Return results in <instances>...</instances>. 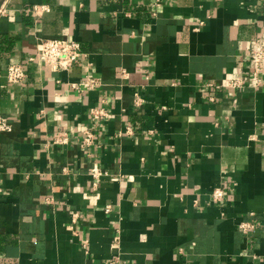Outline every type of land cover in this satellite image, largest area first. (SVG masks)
<instances>
[{
    "label": "crops",
    "instance_id": "crops-1",
    "mask_svg": "<svg viewBox=\"0 0 264 264\" xmlns=\"http://www.w3.org/2000/svg\"><path fill=\"white\" fill-rule=\"evenodd\" d=\"M6 1L0 264H264V80L236 99L207 85L240 74L264 0ZM64 37L81 42L82 61L28 62ZM12 63H27L22 83L8 82ZM87 74L101 85L80 94L72 83ZM96 106L109 115L93 120Z\"/></svg>",
    "mask_w": 264,
    "mask_h": 264
},
{
    "label": "built area",
    "instance_id": "built-area-1",
    "mask_svg": "<svg viewBox=\"0 0 264 264\" xmlns=\"http://www.w3.org/2000/svg\"><path fill=\"white\" fill-rule=\"evenodd\" d=\"M12 9L8 2L0 5V17L8 15ZM33 10L36 14L44 11H50L46 5L34 6ZM81 42L71 38H46L41 41L40 51L36 56L30 57L28 62H39L40 64L53 69V71H67L72 66L82 61L85 57ZM26 64L27 63H12L7 68L6 78L9 83L18 84L26 79ZM240 74L229 78L225 83L217 84L208 82V87L215 92V90L224 88L230 97L235 98L237 91L245 87L246 84L253 87H258L264 80V32L263 34L253 38L250 42V47L244 57V66L240 70ZM123 73L126 74V71ZM101 85L100 78L87 74L80 81L72 83V87L80 94L86 91L97 88ZM211 101H215L214 94L209 96ZM140 98H136L135 103L140 104ZM90 114L93 120L106 118L109 113L104 106H96L91 108ZM11 125L9 120L0 116V130L10 131ZM95 135L93 131L87 129L82 136L83 146H90L94 143ZM69 141V133L67 131H60L54 134L53 142L56 144H66ZM92 174L95 177L101 176V170L97 167L92 169ZM224 195V188L218 187L212 193L214 200L220 201ZM110 208H107L109 211ZM72 224L69 226L75 233L74 224L79 220L80 212H74ZM240 229L244 232H249L255 225L249 221L240 223ZM87 240H83V246L86 247ZM110 264H125L118 257L113 258Z\"/></svg>",
    "mask_w": 264,
    "mask_h": 264
}]
</instances>
